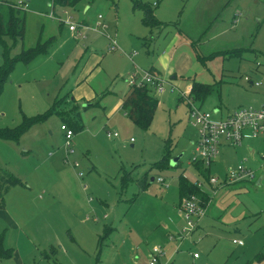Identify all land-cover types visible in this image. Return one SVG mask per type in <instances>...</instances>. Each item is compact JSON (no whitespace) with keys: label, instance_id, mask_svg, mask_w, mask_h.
Wrapping results in <instances>:
<instances>
[{"label":"rangeland","instance_id":"1","mask_svg":"<svg viewBox=\"0 0 264 264\" xmlns=\"http://www.w3.org/2000/svg\"><path fill=\"white\" fill-rule=\"evenodd\" d=\"M1 1L22 3L27 47L42 30L52 36V25L62 38L28 64L14 63L20 40L0 43V74L10 68L0 129L47 115L18 141L0 139V172L20 182L0 183V233L12 253L0 264H149L155 247L165 252L161 264H249L264 254V139L221 145L211 185L194 169L200 129L189 119V102L201 113L220 108L219 119L264 105V0H82L75 8ZM141 6L162 24L153 34ZM51 15L86 27L71 36ZM112 41L117 47L109 52ZM153 69L164 85L153 93L158 107L143 130L125 117L121 100L133 75ZM80 71H88L85 82L74 85ZM194 81L213 85L202 103L189 96ZM88 100L99 105L88 107ZM71 120L83 130L74 131L68 153L61 127L71 129ZM166 152L179 163L156 167ZM241 164L255 178L226 182V172ZM182 176L201 184L212 204L192 234L180 214Z\"/></svg>","mask_w":264,"mask_h":264},{"label":"trees","instance_id":"2","mask_svg":"<svg viewBox=\"0 0 264 264\" xmlns=\"http://www.w3.org/2000/svg\"><path fill=\"white\" fill-rule=\"evenodd\" d=\"M82 0H51L52 8L61 7V8H75ZM135 7L137 4L135 3ZM141 10L143 12L142 22L145 27L149 30L153 31L154 29L161 28V22L158 21L151 10V8L147 6H141ZM10 39L12 41L25 42L26 38V14L23 9H21L17 4L11 2H3L0 0V43L4 44V39ZM56 39L55 37L49 38L47 40H39L38 43L33 47H26L23 45V50L21 55L14 60V63L23 62L30 63L36 57L41 55H46L49 53L50 49L54 45ZM5 46V45H4ZM6 48V46H5ZM10 68L3 70L0 74V95L2 92L3 84L8 76ZM213 85L204 84L194 81L191 86V91L189 96L197 102H204L207 97L210 95ZM153 90L149 87H131V92L125 99L123 103V111L128 117V119L137 127L147 130L150 128L154 116L158 107V100L153 94ZM55 109V108H54ZM54 109H51L54 110ZM49 116V115H48ZM46 116H38L33 118L32 120L25 119L24 123L14 129H0V139L7 141H18L19 138L33 125L37 124ZM70 128L73 131H82L83 128L77 127L75 121H69ZM170 154L166 152L162 161H160L156 167H164L166 165H170ZM196 172L203 176L204 179L210 183L211 178L209 167H205V165L201 162L193 164ZM6 181L9 185L14 186L20 183L16 178L11 175L0 172V183ZM211 184V183H210ZM212 185V184H211ZM178 189L180 195L181 206L183 202L190 198L191 196H196L200 200V205L206 209L209 202L210 197L201 190L198 184L190 182L185 177H180L178 180ZM0 208H3V205L0 204ZM4 242V234L0 233V256L2 258H10L12 253L7 254V251L3 249ZM264 262V254H259L256 258L250 262L249 264L254 263H262Z\"/></svg>","mask_w":264,"mask_h":264},{"label":"built area","instance_id":"3","mask_svg":"<svg viewBox=\"0 0 264 264\" xmlns=\"http://www.w3.org/2000/svg\"><path fill=\"white\" fill-rule=\"evenodd\" d=\"M20 3V8L23 9ZM24 10V9H23ZM54 18V15H51ZM101 19V17H100ZM60 20V19H58ZM69 26L71 32H78L79 28H85L84 25H75L71 23L70 18L66 17L65 21H61ZM117 47V44L112 41L108 45V51L112 52ZM137 53H133L132 57H136ZM245 81L250 82L249 78ZM131 87H146L149 86L154 93L163 91L164 80L160 75L152 72H143L141 76L133 75L129 80ZM256 83V86H259ZM190 115L189 119L192 121L193 126L199 127V139L195 144V157L192 163H203L205 167H210L211 164L217 159L220 147L223 143L230 146H241L247 136L253 139H258L264 136V105L260 108L248 107L242 108L232 114H228L225 118H216L215 113L205 112L201 113L192 102H189ZM65 134V145L68 153H73L72 139L74 131L67 128L65 125L61 127ZM247 133L249 135H247ZM117 135L115 134L114 137ZM77 166V165H76ZM255 172L248 170L241 164L237 171L229 170L226 172V182L231 184L239 183L242 181L253 180ZM162 184L164 180H159ZM217 179L211 178L210 183L215 185ZM201 187L200 184H198ZM205 210L200 205V200L196 196H191L186 199L181 208L180 214L186 221L184 232L192 234L197 228L198 224L205 217ZM234 244L243 246L241 241H233ZM165 256V252L160 247H155L150 252L149 264H161L160 260ZM194 259H198V255H193Z\"/></svg>","mask_w":264,"mask_h":264},{"label":"crops","instance_id":"4","mask_svg":"<svg viewBox=\"0 0 264 264\" xmlns=\"http://www.w3.org/2000/svg\"><path fill=\"white\" fill-rule=\"evenodd\" d=\"M25 14H26V12H25ZM50 18V17H49ZM53 18V17H52ZM52 18H50L51 20H53L54 22H56L57 24H59L58 26L60 27L61 25H62V27L64 26V25H66V24H64L63 22H61V18H58V17H55V15H54V18H56L57 20L58 19H60V20H55L54 18L52 19ZM142 18H143V16H142ZM234 22H235V20H233ZM64 24V25H63ZM142 24H143V22H142ZM86 25V24H85ZM84 25V26H85ZM144 25V24H143ZM66 26H68V25H66ZM51 28L53 29V35L52 36H50V37H45L44 36V30H42L40 33H39V35H38V39H37V43H38V41L39 40H41V39H43V40H47V39H49V38H52V37H55V39H56V41H55V43H54V45L52 46V48L50 49V51L51 50H53L54 48H57L59 45V38L57 39V36L58 35H60L59 37H61V31H57V29H56V27L55 26H51ZM147 28V27H146ZM177 30H178V33H177V39H179V41H180V37H181V30L179 29V28H177ZM69 33H70V35L71 36H76V35H80L79 34V29H78V32H71L70 31V29H69ZM152 33V31L150 30V34ZM153 34V33H152ZM56 35V36H55ZM152 36V35H151ZM62 38V37H61ZM26 39V38H25ZM59 41V42H58ZM191 40H188V41H186V42H190ZM23 43V42H22ZM36 43V44H37ZM93 42H92V40H91V43L90 44H92ZM24 45V44H23ZM58 45V46H57ZM108 45H109V43H108ZM26 46V45H25ZM35 46V45H34ZM27 47V46H26ZM29 47H33V46H28V48ZM108 49V48H107ZM50 51H49V53H50ZM94 52V51H93ZM48 53V54H49ZM47 54V55H48ZM92 55H94V54H92ZM82 74H79L78 76H81L82 75V77H80V78H78L77 80H76V82L74 83V85H76V83H79V82H85L84 80H85V78H86V73L88 72V71H86V73L85 72H83V71H80ZM152 73H154V74H157V75H160L161 73L160 72H158L156 69H153V71H151ZM92 73V72H91ZM161 76V75H160ZM249 78V77H248ZM84 79V80H83ZM250 79V78H249ZM251 85H253V84H255V83H253V81L250 79V82H249ZM211 85V84H210ZM259 86H261V85H259ZM188 91H189V93H190V91H191V87L188 89ZM130 92H131V88H130V91H129V93L127 94V96L130 94ZM127 96L125 97V98H123L122 100H121V107H123V103H124V101H125V99L127 98ZM81 99H83V98H81ZM84 100V99H83ZM95 100H93V101H90V100H88V101H83V102H86L87 104L86 105H88V107H91V106H97V105H99V103H95L94 102ZM91 103H92V105H91ZM88 107H85V108H88ZM122 110H123V108H122ZM213 113H215V117L216 118H218V117H220L221 116V109L219 108V109H217V110H215ZM123 114L125 115V117L128 119V117L126 116V114L124 113V111H123ZM249 139H251L249 136H247L246 138H245V140H249ZM253 139V138H252ZM258 139H264V136L263 137H260V138H258ZM244 140V141H245ZM244 143V142H243ZM195 144L196 143H193V149H195ZM225 146H228V145H226L225 143H223L222 144V148L223 147H225ZM248 150H250V153H251V155H253V149L252 148H249ZM248 160H249V158L248 159H245V161L246 162H248ZM245 162V163H246ZM179 163V162H178ZM244 165V164H243ZM245 166V165H244ZM242 182H245V181H242ZM240 183V182H239ZM236 184V183H235ZM201 185V184H200ZM228 186V185H227ZM210 202H211V200H210ZM209 202V203H210ZM210 205H212L211 203H210ZM209 207V204H208V206H207V208ZM207 208H206V211H207ZM200 223H201V221H200ZM199 223V224H200ZM198 228H199V226H198ZM234 241V240H233ZM233 244H234V242H232ZM236 245V244H235ZM238 245V244H237ZM243 247V246H242ZM11 258V257H10Z\"/></svg>","mask_w":264,"mask_h":264},{"label":"water","instance_id":"5","mask_svg":"<svg viewBox=\"0 0 264 264\" xmlns=\"http://www.w3.org/2000/svg\"><path fill=\"white\" fill-rule=\"evenodd\" d=\"M179 160H180V159H179L178 157L175 158V159H173V160H171L170 165H171L172 167L176 166V165L178 164Z\"/></svg>","mask_w":264,"mask_h":264}]
</instances>
